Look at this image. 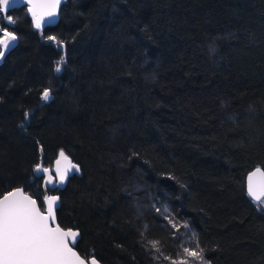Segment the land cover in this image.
<instances>
[{
	"label": "trees",
	"instance_id": "16d2710c",
	"mask_svg": "<svg viewBox=\"0 0 264 264\" xmlns=\"http://www.w3.org/2000/svg\"><path fill=\"white\" fill-rule=\"evenodd\" d=\"M5 32L0 197L44 208L34 167L63 150L82 175L51 193L87 259L264 264L246 188L264 169V0H64L40 28L27 6L0 11Z\"/></svg>",
	"mask_w": 264,
	"mask_h": 264
},
{
	"label": "snow or ice",
	"instance_id": "6c2138e0",
	"mask_svg": "<svg viewBox=\"0 0 264 264\" xmlns=\"http://www.w3.org/2000/svg\"><path fill=\"white\" fill-rule=\"evenodd\" d=\"M33 0H28L32 4ZM61 0H51L49 5L50 11L44 13L46 16H54L55 9ZM10 0H0V6L9 5ZM0 11L3 8L0 7ZM29 12L33 14L36 28H40L43 22V16H37L34 8H29ZM9 23H12L9 17ZM5 39L0 40V45L4 48L11 46V42L16 40L12 33L5 32ZM49 39H55L49 37ZM4 56V51L0 50V58ZM56 71H60L59 64ZM50 98V93L45 90L43 99ZM60 157H65L63 150L60 152ZM59 163V161H57ZM75 169L78 171V166L71 165L69 169L59 173V182H63L68 173ZM37 172L48 173L47 168H42L40 164L36 165ZM260 172V169H256ZM249 176V194L256 200H260V196L256 195L252 186V176ZM264 175V173H261ZM53 181L49 177L46 184H52ZM57 197L47 198V215L40 212L36 207V201L29 196L22 195L21 189L17 188L14 191L8 192L0 199V264H86L83 259L73 251L71 245H75L76 239L79 236L78 232L68 229L65 231L59 225L52 227L50 221L55 222L54 207L56 206ZM155 246V242H153ZM190 256L198 257L201 260L198 252L185 249ZM87 264H98V261L92 257Z\"/></svg>",
	"mask_w": 264,
	"mask_h": 264
},
{
	"label": "water",
	"instance_id": "95a60500",
	"mask_svg": "<svg viewBox=\"0 0 264 264\" xmlns=\"http://www.w3.org/2000/svg\"><path fill=\"white\" fill-rule=\"evenodd\" d=\"M63 2H64V0H61L59 5L55 9V13L56 14L54 16H51V17L44 15V13H46L47 11L51 10L50 7H49V5L51 3V0H33L32 4H29L28 0H10V4L9 5H2V8H3L4 11H8V10H11V9H14V8H18V7H22V6H27L28 8L31 7V8H34V11H35L36 15H41V16L47 18L49 20L48 23H54L59 18V10H60V7H61ZM15 41L11 42V46L8 47V48H5V50L8 51L14 45ZM65 157L66 158L58 157L55 160L54 166L52 168L46 167L44 165V160L41 159L39 161V164L42 166V168H47L49 170L48 173H44L42 171L41 172H37L35 170L36 167H35V169L33 171V174H34L35 178H42V180H43V189L45 191V195H44V198H43V205H44L43 209H42V206L40 205V202L36 198H34L29 193H26L23 188L19 187V189H21V194L22 195L29 196L31 199L35 200L37 202L36 203V207L39 209L40 212H43L45 215L48 214L47 213V198H49V197H57L58 198L57 201H56V206L54 207L55 222L50 221L49 222L50 226L55 227V226L59 225L65 231H67L68 229H71L72 231H75V232L79 233V236L76 239L75 245L73 246V245L70 244V246L73 247V251L77 253V255L80 257V259H83L86 262V264H87V262L92 257L87 259L76 248V245L78 244V242L80 240V237H81L80 230L72 229V228H64V227L61 226V224L59 223V220H58V213H57L58 209L61 206V196L58 195V194H54V193L50 192V191H54V190L59 189V188H63L65 183H66V179H67L68 176H71V175L81 176L82 175V170H81L80 165L77 164L76 162H74L73 159L70 156L65 155ZM57 161H59V163H57ZM71 165L78 166L79 170L78 171H76L75 169L71 170L68 173V175L65 177L64 181L62 183L59 182V173L60 172H64L66 169H69L71 167ZM256 169H260V172H256ZM253 173H256L254 176H252V181H251L252 182V186H253V190L255 191L256 195L260 196V200L254 199V197L252 195H250L249 191H248L249 176L251 174H253ZM261 173H264V169L261 168V167H256L254 170H252L247 175V178H246L247 193H248L249 197L255 202H261L264 199V175H261ZM49 177L53 181L52 184H46V181L49 179ZM14 190L15 189H13L11 191H14ZM6 194H4V195H6ZM3 196H1L0 199H2ZM93 257L98 261V264H104L97 257H95V256H93ZM73 264H75V258H73Z\"/></svg>",
	"mask_w": 264,
	"mask_h": 264
},
{
	"label": "rangeland",
	"instance_id": "374dc122",
	"mask_svg": "<svg viewBox=\"0 0 264 264\" xmlns=\"http://www.w3.org/2000/svg\"><path fill=\"white\" fill-rule=\"evenodd\" d=\"M37 16H41V15H37ZM9 20V19H8ZM9 22V21H8ZM49 22V20L47 19V18H45V17H43V22H42V26L44 25V24H46V23H48ZM4 39H5V36H4ZM3 47V46H2ZM3 51H4V55H5V52H6V50H5V48L3 47ZM4 57V56H3ZM3 57L2 58H0V62L3 60ZM78 176V175H77ZM40 179V178H39ZM67 180V179H66ZM55 191V190H54ZM51 192V191H50ZM257 203H260V204H262V206L264 207V199L261 201V202H257Z\"/></svg>",
	"mask_w": 264,
	"mask_h": 264
},
{
	"label": "bare ground",
	"instance_id": "6f19581e",
	"mask_svg": "<svg viewBox=\"0 0 264 264\" xmlns=\"http://www.w3.org/2000/svg\"><path fill=\"white\" fill-rule=\"evenodd\" d=\"M1 7H2V6H1ZM3 11H4V10H3ZM4 12H5V11H4ZM46 24H49V23H46ZM57 158H58V157H57ZM57 158H56V159H57ZM41 159H42V158H41ZM41 159H40V160H41ZM56 159H55V160H56ZM40 160H39V161H40ZM43 160H44V159H43ZM54 162H55V161H54ZM38 164H39V162H38ZM35 167H36V166H35ZM35 167H34V169H35ZM21 188H22V187H21ZM15 189H16V188H15ZM42 209H43V208H42Z\"/></svg>",
	"mask_w": 264,
	"mask_h": 264
},
{
	"label": "flooded vegetation",
	"instance_id": "af4514ba",
	"mask_svg": "<svg viewBox=\"0 0 264 264\" xmlns=\"http://www.w3.org/2000/svg\"><path fill=\"white\" fill-rule=\"evenodd\" d=\"M58 157H60V156H58ZM55 163V162H54ZM54 166V165H53Z\"/></svg>",
	"mask_w": 264,
	"mask_h": 264
}]
</instances>
